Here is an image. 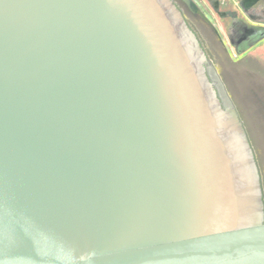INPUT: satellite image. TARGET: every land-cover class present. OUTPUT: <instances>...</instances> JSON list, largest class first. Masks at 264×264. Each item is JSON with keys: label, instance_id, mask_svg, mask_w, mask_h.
Returning a JSON list of instances; mask_svg holds the SVG:
<instances>
[{"label": "water", "instance_id": "obj_1", "mask_svg": "<svg viewBox=\"0 0 264 264\" xmlns=\"http://www.w3.org/2000/svg\"><path fill=\"white\" fill-rule=\"evenodd\" d=\"M209 70L172 0H0V264H264Z\"/></svg>", "mask_w": 264, "mask_h": 264}, {"label": "rangeland", "instance_id": "obj_2", "mask_svg": "<svg viewBox=\"0 0 264 264\" xmlns=\"http://www.w3.org/2000/svg\"><path fill=\"white\" fill-rule=\"evenodd\" d=\"M192 1L209 22V25L218 34V36L215 34L214 37L212 36L213 38L211 37V43H206L210 50L211 48H216V50L213 49L210 51L209 57L213 60L217 72L226 81L225 89H223L224 95L231 97L233 100L234 107L237 108L236 110H238L241 118L245 122L258 158L264 160V106L262 107V104H260V101L264 99L259 96H263L264 94H260L259 92V83H256L257 81L251 82L249 79L250 76L243 73L245 66L239 68V72H235L237 69L228 65L230 63L235 64L241 58L246 57L250 58V63L256 71L264 68V26L257 25L256 28L258 29L254 32H249L248 30L242 31L239 38L242 37L243 40L237 42V25L234 20H229L226 14H228V10H233L235 13H245L241 7V5L248 6L245 0H242V4L240 0ZM229 34L231 35L229 36ZM248 38H251L250 42L246 43L245 40ZM214 39H219L222 42L221 46L224 51L218 50L216 40ZM248 80L250 83H248Z\"/></svg>", "mask_w": 264, "mask_h": 264}, {"label": "flooded vegetation", "instance_id": "obj_3", "mask_svg": "<svg viewBox=\"0 0 264 264\" xmlns=\"http://www.w3.org/2000/svg\"><path fill=\"white\" fill-rule=\"evenodd\" d=\"M172 1H173L174 5L177 7V9L180 11L182 17L184 18V20L187 23L190 30L196 36L201 48L203 49V51L207 57V60H208L210 67H211V70H209V71H213V73L215 75L213 77L210 75L209 78L216 85V88H218V86L220 84V86L223 89H225L226 81L217 72L215 65L213 63V60H211L209 57L210 51L213 49L216 50V48L214 47V48H211V50H210V48L208 47V44H206V43H211V39L215 36V34H216V36H218V34L209 25V22L206 20L204 15L201 13V11L198 9L196 4L192 0H172ZM240 1L242 4V0H240ZM245 3H247L246 5H248V6L241 5V7H242L243 11H245V13H243V12L235 13L233 10H228L227 11L228 14H226L229 17V20L230 19L234 20L236 25H237L236 26V29H237L236 33L238 34V36L236 37L237 42L239 40L240 41L243 40L242 37L239 38L240 33L242 31L248 30L249 32H254L258 29V28H256L257 25L264 26V0H245ZM255 20H256V22H255ZM230 35L231 34H229V36ZM250 39L251 38H248L247 40H245L246 43H249ZM214 40H216L215 42H216V46H218V50L219 49L223 50V48L221 46L222 42L219 41V39L218 40L214 39ZM212 43H213V41H212ZM228 65L234 69H237L235 72H239L238 69L242 68V66H245L243 68L244 69L243 73L250 76L249 79L251 82L257 81L256 83H259V85H260V87L258 86L260 94H264V68L258 69L260 71H258V70L256 71V69L253 68L254 66L250 63V58H246V57L241 58V60H239L235 64L230 63ZM214 77H216L217 81L215 80ZM250 81L248 83H250ZM243 82L246 83L245 80H243ZM259 96L263 97V99H264V95L263 96L259 95ZM227 99L231 102V104L234 107L233 100L231 99V97H227ZM260 104H262V107H263L264 106V100H261ZM234 108H235V111L237 112V115H238L240 121L242 122V125H243L245 132L247 134L249 143L251 145V149L253 151L255 161H256V165H257V168L259 171L261 187H262V197L264 198V160H260L258 158V155L256 154V151H255V148H253V145H252L249 133H248V129L245 125V122L241 118L238 110H236L237 108L236 107H234Z\"/></svg>", "mask_w": 264, "mask_h": 264}]
</instances>
